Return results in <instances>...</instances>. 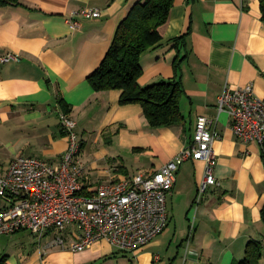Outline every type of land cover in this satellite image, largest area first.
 Wrapping results in <instances>:
<instances>
[{"label": "crops", "instance_id": "0c3cea01", "mask_svg": "<svg viewBox=\"0 0 264 264\" xmlns=\"http://www.w3.org/2000/svg\"><path fill=\"white\" fill-rule=\"evenodd\" d=\"M143 0H20L0 8V175L20 156L58 162L68 139L60 125L64 112L76 122L87 190L105 182L147 174L176 158L192 141L198 116L216 132L214 169L218 184L196 200L205 173L202 160L182 162L167 197L172 232L164 230L135 252L107 240L70 250L74 227L64 232L66 247L51 244L53 232L28 230L0 235L2 264H232L249 240L262 243L264 264V145L236 137L231 118L219 111L223 89L252 84L264 99V18L260 0H174L161 41L141 56L138 83L174 76V40L187 34L181 62V123L150 127L138 103H119L121 90L95 91L87 77L104 58L118 24ZM84 8L100 16L68 17ZM4 201L0 194V206ZM170 216V218H169ZM192 236L188 240V233Z\"/></svg>", "mask_w": 264, "mask_h": 264}, {"label": "built area", "instance_id": "2783aa9c", "mask_svg": "<svg viewBox=\"0 0 264 264\" xmlns=\"http://www.w3.org/2000/svg\"><path fill=\"white\" fill-rule=\"evenodd\" d=\"M98 16L99 10L84 8L73 12L68 20L75 29L79 26L78 17ZM18 60V56L11 53L0 57L2 63ZM217 105L219 111L230 116L237 138L264 145V99L255 94L252 84L226 86L218 96ZM59 121L68 145L58 162L20 156L11 160L0 175V194L4 201L0 206V235L28 230L40 238L51 231L54 233L51 244L65 248L64 232L74 227L70 250H83L105 239L120 251L135 252L167 226V197L182 162L193 159L205 163L196 200L218 184L213 147L218 136L210 130L208 117H197L192 141L176 158L151 173L108 181L93 191L83 185L82 140L76 131V122L64 112L59 114ZM191 236L192 229L188 240Z\"/></svg>", "mask_w": 264, "mask_h": 264}, {"label": "trees", "instance_id": "16d2710c", "mask_svg": "<svg viewBox=\"0 0 264 264\" xmlns=\"http://www.w3.org/2000/svg\"><path fill=\"white\" fill-rule=\"evenodd\" d=\"M173 3L174 0H143L135 3L118 24L99 66L87 77L95 91L121 90V105L140 104L148 125L153 128L171 126L184 120L180 109V98L184 92L180 65L185 57L181 49L186 45L187 34L177 37L172 45L176 48L174 76L145 86L138 83L143 73L141 56L161 41L159 27L167 21ZM20 4V0H0V8ZM260 7L264 18V0H260ZM58 101L64 112H68V104L62 99ZM262 254V243L252 239L246 244L244 257L232 264H260Z\"/></svg>", "mask_w": 264, "mask_h": 264}, {"label": "rangeland", "instance_id": "374dc122", "mask_svg": "<svg viewBox=\"0 0 264 264\" xmlns=\"http://www.w3.org/2000/svg\"><path fill=\"white\" fill-rule=\"evenodd\" d=\"M170 212H171L170 209H168L169 214H170ZM169 218H170V216H169ZM169 221H170L169 224H167V226L164 229L165 233H168V232L170 233L174 229V220L172 219V217Z\"/></svg>", "mask_w": 264, "mask_h": 264}]
</instances>
